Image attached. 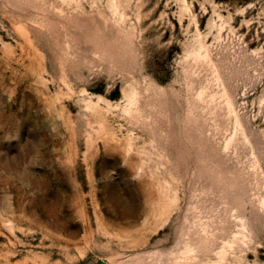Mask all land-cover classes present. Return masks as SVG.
<instances>
[{
    "label": "rangeland",
    "instance_id": "obj_1",
    "mask_svg": "<svg viewBox=\"0 0 264 264\" xmlns=\"http://www.w3.org/2000/svg\"><path fill=\"white\" fill-rule=\"evenodd\" d=\"M264 264V0H0V264Z\"/></svg>",
    "mask_w": 264,
    "mask_h": 264
},
{
    "label": "water",
    "instance_id": "obj_2",
    "mask_svg": "<svg viewBox=\"0 0 264 264\" xmlns=\"http://www.w3.org/2000/svg\"><path fill=\"white\" fill-rule=\"evenodd\" d=\"M98 262H99L100 264H110L108 261H106V260H104V259H101V258L98 259Z\"/></svg>",
    "mask_w": 264,
    "mask_h": 264
}]
</instances>
